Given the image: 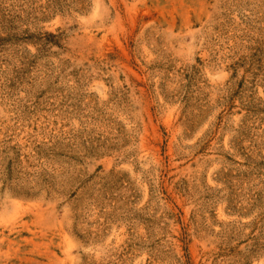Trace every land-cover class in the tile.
I'll list each match as a JSON object with an SVG mask.
<instances>
[{
	"label": "rangeland",
	"instance_id": "rangeland-1",
	"mask_svg": "<svg viewBox=\"0 0 264 264\" xmlns=\"http://www.w3.org/2000/svg\"><path fill=\"white\" fill-rule=\"evenodd\" d=\"M0 264H264V0H0Z\"/></svg>",
	"mask_w": 264,
	"mask_h": 264
}]
</instances>
